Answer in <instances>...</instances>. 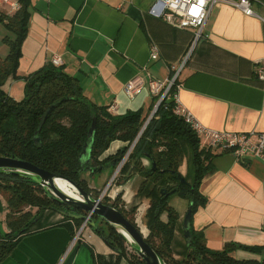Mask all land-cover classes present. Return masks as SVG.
<instances>
[{
    "label": "crops",
    "instance_id": "obj_1",
    "mask_svg": "<svg viewBox=\"0 0 264 264\" xmlns=\"http://www.w3.org/2000/svg\"><path fill=\"white\" fill-rule=\"evenodd\" d=\"M155 1L29 0L18 78L8 79L5 90L12 98H22L24 77L52 64V57L58 56V67L78 79L90 101L107 106L113 114L139 111L142 117H149L156 104L149 88L143 86L130 99L123 91L124 84L143 68L155 79L164 80L181 66L178 99L200 124L217 131L264 132V80L254 75L255 66L264 61V0H251V16L228 3L215 4L202 35L193 44L191 29L175 27L149 12ZM2 15H7L4 8H0V57H5L8 45L4 38H13V33ZM152 44L159 49L156 60L149 59ZM125 144L112 141L100 158ZM214 154L210 170L199 184L206 202L193 213L191 226L202 232L211 249L231 242L258 248H236L232 255L238 259L264 258V163L251 156L239 161L226 151ZM190 155L186 147L179 167L187 181L192 179ZM109 175L110 168H106L93 175L85 171L83 176L90 188L100 190ZM139 180L134 175L115 185L114 191L122 192L128 202ZM177 197L171 204L179 214L172 251L180 257L185 248L182 219L188 202ZM140 206L138 210L144 212L145 199L140 198ZM48 213L0 264H94L93 254L102 255L111 264L114 251L89 226L71 244L69 228L57 224L61 216ZM5 214L0 195L1 232L7 231ZM141 228L146 233V228ZM119 264L129 263L122 258Z\"/></svg>",
    "mask_w": 264,
    "mask_h": 264
},
{
    "label": "trees",
    "instance_id": "obj_2",
    "mask_svg": "<svg viewBox=\"0 0 264 264\" xmlns=\"http://www.w3.org/2000/svg\"><path fill=\"white\" fill-rule=\"evenodd\" d=\"M17 3L19 7L16 11L1 16L13 38H4L8 53L0 57V156L22 159L59 174L97 198L99 190L90 188L81 177V172L88 171L93 175L110 168L111 174L137 138L112 182L122 185L134 175L140 177L137 195L149 201L142 217L148 230L144 240L165 264H264V258L238 259L232 255L236 248L249 251H258V248L229 242L221 249H211L202 232L192 228L193 213L206 202L199 192V184L210 170L216 150L201 144L196 132L182 117L173 113L172 101L158 104L141 131L148 117H142L139 111L113 114L107 106L96 105L83 94L75 76L53 64L24 77L25 92L21 99L12 98L7 93L5 85L8 79L18 78L17 65L29 15V0H17ZM50 106V112L42 121ZM94 118L95 130L88 158L82 162L80 155ZM35 137L39 138L37 142ZM114 140L126 144L100 158ZM186 147L191 152L192 179L187 181L184 177L187 184L178 186L179 167ZM143 159L148 160L147 166L143 164ZM174 187L178 189L173 194L186 200L188 205L191 203V242L187 244L184 241L185 248L180 257H175L172 251L179 214L169 204L170 195L164 196L160 192L161 189L171 190ZM121 194L118 192L112 201L103 196L101 201L117 209L137 226L134 221L137 206L126 210L122 203L119 204ZM0 195L5 202L4 222L7 229L0 231V260L10 253L22 236L38 227L41 216L46 212H49L48 216H61L57 224L69 228L73 236L83 223L77 215H85L84 212L57 204L41 186L23 175L0 171ZM91 218L101 224L86 222V225L114 251L111 264H119L122 258L129 264H146L137 255L127 254L125 239L115 228L94 215ZM93 259L94 264H110L100 254H93Z\"/></svg>",
    "mask_w": 264,
    "mask_h": 264
},
{
    "label": "built area",
    "instance_id": "obj_3",
    "mask_svg": "<svg viewBox=\"0 0 264 264\" xmlns=\"http://www.w3.org/2000/svg\"><path fill=\"white\" fill-rule=\"evenodd\" d=\"M220 2L228 3L241 10L243 14L251 16L254 14L251 8V0H156L149 8V12L154 16L161 17L166 22L178 28H189L193 31L192 44L202 35L211 8ZM19 7L13 0H0V8H4L7 14H12ZM159 49L152 44L149 48V59L156 60ZM54 66L60 65L58 56L52 57ZM180 68L164 80L155 79L143 68L142 72L133 76L124 86L123 91L130 99L143 87L149 88L150 94L155 98L154 109L162 101L173 102L172 111L183 118L197 134L202 144L218 151H226L235 159L244 161L243 157L251 156L264 163V132H227L217 131L200 124L194 116L186 110L178 99L179 84L177 83ZM254 75L259 80H264V61L258 63L254 68ZM172 88L174 90L172 91ZM132 146L127 150L122 162L126 159ZM122 164V163H121ZM117 173V172H116ZM116 173L110 178L107 187L113 181ZM106 191V189H105ZM86 226L83 221L78 231L74 234L71 244H73Z\"/></svg>",
    "mask_w": 264,
    "mask_h": 264
},
{
    "label": "water",
    "instance_id": "obj_4",
    "mask_svg": "<svg viewBox=\"0 0 264 264\" xmlns=\"http://www.w3.org/2000/svg\"><path fill=\"white\" fill-rule=\"evenodd\" d=\"M51 108L52 106H50L46 110L45 114L42 117V121L46 119ZM155 109H153L150 116L147 118V121L151 118ZM142 129L143 127L141 128V131ZM94 130H95V118L92 120L91 126L88 130L86 142L84 143L82 148V152L80 155L82 162L86 161L88 158L89 147L93 139ZM38 139H39L38 137H35V142H37ZM136 139L133 141L131 146H133ZM121 163L122 161L114 170L113 175L118 171ZM0 171H8V172L20 174L33 180L39 186H41L44 193L57 204L84 212L85 215H77V214L75 215H77V217H79L83 221H86L90 225L94 224L93 219L91 218V216L94 215L103 222H105L106 224H108L109 226L115 228L116 231L119 232L125 239H126L125 234H127L128 237L130 238L129 242L131 243V248L133 249L135 254L140 259H142L146 264H165L157 255V253L154 251V249L144 240L145 236L142 234L141 229H139L138 226H135L131 222H129L117 209H115L114 207L108 204L103 203L101 201L102 194H100L97 198H94L89 193L84 191L81 187H79L76 183L68 180L67 178L59 174L39 168L34 164L22 159L0 156ZM57 179H62L67 181L77 190L80 197L79 198L73 197L63 192L56 185L55 181ZM178 179H179L178 186L187 184V181L184 179V177L181 174L178 175ZM177 189L178 187H174L171 190L161 189L160 192L164 196H169L173 194ZM190 205L191 203H189L188 209L182 219V234L184 241L187 244H190L191 242Z\"/></svg>",
    "mask_w": 264,
    "mask_h": 264
},
{
    "label": "rangeland",
    "instance_id": "obj_5",
    "mask_svg": "<svg viewBox=\"0 0 264 264\" xmlns=\"http://www.w3.org/2000/svg\"><path fill=\"white\" fill-rule=\"evenodd\" d=\"M21 99V98H20ZM148 121L146 120L145 121V123L143 124V126L142 127H144L145 125H146V123H147ZM144 160V159H143ZM143 160H142V162H143ZM147 160V159H146ZM148 161V160H147ZM145 166H147L148 164H149V162L147 163V164H145V163H143ZM114 172V171H113ZM113 172L109 175V177H108V180L111 178V176H112V174H113ZM190 174V173H189ZM84 171L83 172H81V177L82 178H84ZM85 179V178H84ZM108 180H107V182L105 183V184H103V186H102V188L99 190V195L100 194H102V197L103 196H106V198H109V200L110 201H112L115 197H116V195H117V193L118 192H116V191H114V187H115V182H111L110 183V185H109V187H107V183H108ZM87 184H88V182H87ZM105 189H106V191H105ZM122 193V192H121ZM98 195V196H99ZM92 197H94V196H92ZM95 198V197H94ZM140 198H142V199H145V203L147 204V207H148V200L146 199V198H143V197H140V196H138L137 195V192H135L134 193V195H132V197H130V199H129V201L128 202H125V200H124V198H123V193L121 194V202L119 201V204H123L124 205V208H126V210H130L131 209V207L133 206V205H136L137 206V208H136V211H135V216H134V221H135V224L140 228V229H143V228H141L142 226H144L145 228H146V226L144 225V223H143V221L142 220H140V218H139V214H141V212H142V210L140 209V210H138V207L140 206ZM175 198H178L177 197V195L176 194H172V195H170V197H169V199H168V201L170 202L169 204L171 205V204H175V202H176V200L177 199H175ZM3 199V198H2ZM102 200V199H101ZM107 201V200H106ZM141 207V206H140ZM143 207V206H142ZM147 209V208H146ZM33 211H35V209H32ZM146 211V210H145ZM145 211L144 212H142V216L144 215V213H145ZM44 219V218H43ZM99 219V218H98ZM41 220L39 221V224H41ZM93 222H95V223H97L98 225H100L101 223L99 222V220H97V219H93ZM142 231V230H141ZM144 234V236L146 237L147 236V234H148V230H147V228H146V233H143ZM125 239V238H124ZM128 240H126L125 239V248H126V251H127V254L129 255V254H135V252L133 251V249L131 248V243L128 241ZM127 255V256H128ZM136 255V254H135ZM128 262V261H127Z\"/></svg>",
    "mask_w": 264,
    "mask_h": 264
},
{
    "label": "bare ground",
    "instance_id": "obj_6",
    "mask_svg": "<svg viewBox=\"0 0 264 264\" xmlns=\"http://www.w3.org/2000/svg\"><path fill=\"white\" fill-rule=\"evenodd\" d=\"M156 110V109H155ZM155 112V111H154ZM153 115V114H152ZM56 185L63 191L65 192L66 194L70 195V196H73V197H77L79 198L80 195L79 193L77 192V190L72 186L70 185L67 181L65 180H62V179H57L56 181ZM140 229V228H139ZM124 233V232H123ZM125 234V233H124ZM143 234V232H142ZM144 235V234H143ZM125 237H126V240L130 241V238L128 237L127 234H125ZM127 241V242H128Z\"/></svg>",
    "mask_w": 264,
    "mask_h": 264
}]
</instances>
